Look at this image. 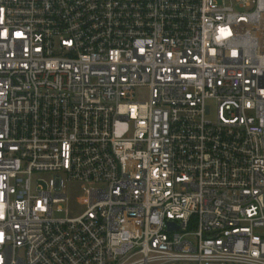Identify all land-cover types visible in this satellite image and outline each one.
I'll return each instance as SVG.
<instances>
[{"label":"built area","instance_id":"built-area-1","mask_svg":"<svg viewBox=\"0 0 264 264\" xmlns=\"http://www.w3.org/2000/svg\"><path fill=\"white\" fill-rule=\"evenodd\" d=\"M260 231L264 0H0V264H264Z\"/></svg>","mask_w":264,"mask_h":264},{"label":"rangeland","instance_id":"rangeland-1","mask_svg":"<svg viewBox=\"0 0 264 264\" xmlns=\"http://www.w3.org/2000/svg\"><path fill=\"white\" fill-rule=\"evenodd\" d=\"M135 96L139 101L149 99V88L146 86L137 87L135 89ZM216 111L217 106L215 103H212L211 118H215ZM85 187L86 186L83 182L77 180L65 181L64 189L68 194V204L66 206L71 211L73 216L82 214L87 208V193ZM259 234L264 235V231H260Z\"/></svg>","mask_w":264,"mask_h":264},{"label":"water","instance_id":"water-1","mask_svg":"<svg viewBox=\"0 0 264 264\" xmlns=\"http://www.w3.org/2000/svg\"><path fill=\"white\" fill-rule=\"evenodd\" d=\"M170 227H171V228H174V227H175V228H178V227H177L175 224H173V223H170Z\"/></svg>","mask_w":264,"mask_h":264}]
</instances>
